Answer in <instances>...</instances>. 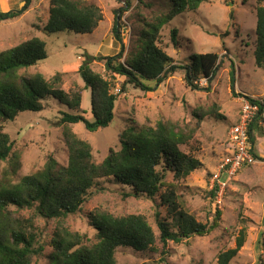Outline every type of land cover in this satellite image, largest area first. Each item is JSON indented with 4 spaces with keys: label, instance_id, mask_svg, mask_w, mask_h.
<instances>
[{
    "label": "rangeland",
    "instance_id": "1",
    "mask_svg": "<svg viewBox=\"0 0 264 264\" xmlns=\"http://www.w3.org/2000/svg\"><path fill=\"white\" fill-rule=\"evenodd\" d=\"M84 1L98 5L103 19L92 33L83 34L70 30L43 31L50 0H31L29 4L26 0H0V12H20L15 18L0 19V51L33 36L41 37L46 42L48 56L35 65L22 68L21 72L39 71L48 79L60 72L62 87L68 91L77 83L85 85L78 73L85 53L116 55L124 44L122 61L125 60L141 30L166 11L163 0ZM128 1L131 7L125 10ZM117 10L122 15L121 41L116 39L113 30ZM174 27L179 29L177 44L170 36ZM255 41L256 0H206L197 10L179 14L164 25L158 45L177 66H183L195 53H218L219 65L212 80L201 77L196 82L199 87L192 88L186 82L185 69L178 68L168 73L152 91L130 86L122 93L120 84L124 77L117 76L113 92L118 93V100L113 123L95 131L88 130L83 122L70 125L81 138L92 144L97 163L106 159L110 149H120V136L129 128L169 121L187 133L193 132L191 143L181 148L197 156L203 167L185 179H176L169 173L159 196L169 189L185 210L204 223H212L217 209L221 211L218 226L208 234L194 235L181 242L170 241L165 254L158 242L153 250L145 252L120 247L116 251L118 264H214L221 251L236 246V237L243 227L246 229L245 244L230 264H264V235L259 242L260 232L264 231V160L245 164L233 174L222 173L219 188L215 196L212 195L218 183L214 175L230 144L229 130L237 123L244 104L242 92L264 99V68L255 64ZM92 67L110 78L105 61H94ZM44 104L41 111H24L4 123L14 142L15 156L0 162V180L17 182L22 176L42 169L50 154L60 165L67 163L65 125L61 124L62 112L67 108L52 97ZM82 108L85 117L93 121L90 88L83 92ZM260 125L262 130L258 137L262 136L264 141V124ZM128 191V187L116 184L112 178L98 180L89 190V200L82 210L69 216L66 225L72 231L86 235L88 242L93 243L96 233L88 214L94 210L115 216L144 215L157 235V209L169 222L173 221V212H169L168 205L159 196L156 201L128 197L124 194ZM17 214L29 218L34 216V211L25 209ZM34 222L38 239L45 245L34 264H50V254L54 250L52 236L58 221L36 217Z\"/></svg>",
    "mask_w": 264,
    "mask_h": 264
},
{
    "label": "trees",
    "instance_id": "2",
    "mask_svg": "<svg viewBox=\"0 0 264 264\" xmlns=\"http://www.w3.org/2000/svg\"><path fill=\"white\" fill-rule=\"evenodd\" d=\"M30 1L26 0V4ZM204 1L163 0L162 6L166 11H162L154 22L141 30L125 60L122 61L124 44L116 55L85 53L78 70L85 85L77 83L68 91L62 87L60 72L50 79L39 71L21 72L22 68L35 65L48 56L46 42L41 37L33 36L0 51V162L15 156L14 142L5 130L4 123L14 120L21 112L43 110L44 101L48 97L58 100L67 108L61 117V124L65 125L63 136L67 163L60 165L50 154L42 169L22 176L17 182L0 180V264H34L36 258L44 252L45 245L39 241L35 228L36 217L58 221L52 236L51 245L54 250L50 254V264H118V248L129 247L145 252L153 250L157 242L162 244L165 254L168 242H181L194 235L204 236L218 226L221 219L219 209L212 223H204L185 210L169 189L159 196L169 173H173L176 179H185L194 170L203 167L197 156L181 148L191 143L193 132L187 133L169 121L158 122L155 126L145 124L140 128H129L120 136V149H110L106 159L97 163L92 144L70 127L83 122L88 130L95 131L113 123L118 100V93L113 92L117 76L124 77L120 84L122 93H126L130 86L152 91L168 73L178 68L185 69L186 82L192 88L199 87L196 82L201 77L212 80L219 65L218 53H195L183 66H177L173 58L158 45L159 33L164 25L179 14L197 10ZM130 7L131 2L128 1L125 10ZM19 13L15 10L0 12V19H12ZM121 17L117 10L113 30L119 41ZM102 19L103 13L95 3L88 4L84 0H50L43 31L92 33ZM170 32L173 43L177 44L179 29L174 27ZM255 42V64L258 68H264V0H256ZM94 61H105L109 79L93 69ZM86 88L91 89L93 121L85 117L82 108ZM247 98L251 99V96ZM261 105L260 115L264 110V99ZM261 130L258 118L250 123L249 140L258 160H264L256 147ZM109 178L116 184L128 187L129 191L124 193L128 197L156 201L159 196L168 205L169 212H173V221L169 222L157 209V235L144 215L115 216L94 210L88 214V219L95 230L96 239L89 243L86 235L72 231L65 221L82 210L89 200V190L98 180ZM218 188L217 184L213 196ZM25 209H33L34 216L25 218L17 214ZM238 233L236 246L221 251L214 264H230L237 256L245 244L246 229L243 227ZM263 235L264 231H261L259 242Z\"/></svg>",
    "mask_w": 264,
    "mask_h": 264
},
{
    "label": "built area",
    "instance_id": "3",
    "mask_svg": "<svg viewBox=\"0 0 264 264\" xmlns=\"http://www.w3.org/2000/svg\"><path fill=\"white\" fill-rule=\"evenodd\" d=\"M246 93L242 92L243 106L241 108L238 121L229 130V142L231 145L229 155L225 156L219 164L218 171L214 179L221 183V175L224 172L233 174L245 164L257 161L252 152V144L249 140V126L256 118L260 122L264 121V110L260 115L262 99L259 97L247 98ZM232 150V153L230 151Z\"/></svg>",
    "mask_w": 264,
    "mask_h": 264
},
{
    "label": "crops",
    "instance_id": "4",
    "mask_svg": "<svg viewBox=\"0 0 264 264\" xmlns=\"http://www.w3.org/2000/svg\"><path fill=\"white\" fill-rule=\"evenodd\" d=\"M259 124H264V121H262V122L259 121ZM262 139H263L262 136L261 137H258V142L256 144V147L258 148V151H259L260 156L264 157V141H262ZM228 149H229V145H228V148H227V153H228ZM226 154H225V156H226Z\"/></svg>",
    "mask_w": 264,
    "mask_h": 264
}]
</instances>
